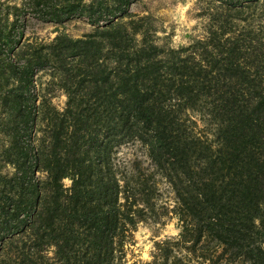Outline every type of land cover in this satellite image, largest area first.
Returning <instances> with one entry per match:
<instances>
[{
  "label": "trees",
  "instance_id": "1",
  "mask_svg": "<svg viewBox=\"0 0 264 264\" xmlns=\"http://www.w3.org/2000/svg\"><path fill=\"white\" fill-rule=\"evenodd\" d=\"M134 2L0 10V264H264V32L209 18L165 47ZM27 11L93 29L26 37ZM173 219L177 235L135 260L138 227Z\"/></svg>",
  "mask_w": 264,
  "mask_h": 264
},
{
  "label": "rangeland",
  "instance_id": "2",
  "mask_svg": "<svg viewBox=\"0 0 264 264\" xmlns=\"http://www.w3.org/2000/svg\"><path fill=\"white\" fill-rule=\"evenodd\" d=\"M21 0H0V10L13 5H20ZM12 10L9 9L8 12ZM131 18L142 19V24L148 27L149 40L165 47L176 48L187 46L192 41L201 39L205 35L209 18H226L231 25L238 29H250L253 32H264V4L254 3L243 5L235 13L223 5L220 6L209 0H135L130 6ZM20 25L26 37L33 36L42 41H49L55 36V29L59 28L72 38H79L93 29L85 18H73L61 26L46 23L28 11L18 16ZM46 76H42V82ZM65 97L57 94L52 103L61 109ZM127 148L120 149L119 158L124 159ZM68 184V182H65ZM164 197L167 193L164 192ZM176 221L169 220L163 226L158 223H149L138 227L134 239L132 253L135 260L147 262L153 250V241L168 236L177 235Z\"/></svg>",
  "mask_w": 264,
  "mask_h": 264
}]
</instances>
